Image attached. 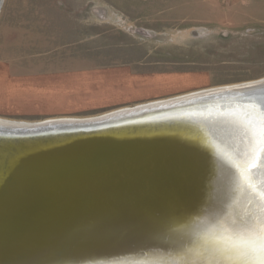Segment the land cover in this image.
Here are the masks:
<instances>
[{"label":"bare ground","instance_id":"1","mask_svg":"<svg viewBox=\"0 0 264 264\" xmlns=\"http://www.w3.org/2000/svg\"><path fill=\"white\" fill-rule=\"evenodd\" d=\"M235 88V86L223 88L219 86V88L195 91L165 100L141 103L138 106L120 109L123 114L104 119L93 116L94 118L68 117L50 118L39 122H20L0 118V199L5 198L7 192L22 194L24 185L28 187L30 183L29 179L40 178L39 174L42 171H51L50 178L54 180H63L70 176L76 178L81 172L83 179H98V182H103L106 179H103L102 174H97V170L93 172L86 169L96 166L105 167L104 165L117 166L120 172H109L115 181L103 182L97 185V188H90L101 194V197H108L109 199H106L111 203L105 207L98 206L99 208L89 210V216L77 213V216L82 217L63 223L61 228L97 222L100 220L99 216L93 212L95 209H101L95 211L103 215L101 219L111 221L110 216H112L115 222H123L124 228H130L129 225L139 230L146 229L149 234L158 236L169 233L175 239L174 243L184 241L188 244L190 241L192 244L194 238L202 235L206 238V250L233 245L235 251L247 255L245 264H251L248 258H251V255H259L260 226L264 223V175L262 176L264 167L260 170L259 177L253 175L249 169L254 162L259 164V155L264 152V126L261 125L264 123V102H262L264 90L252 96V93H243L231 98L224 95L219 97L206 95L217 90ZM256 101L258 107L256 104L253 105ZM206 105L216 107L207 109ZM235 107L238 110H234ZM150 111L155 112L149 113ZM199 111L214 114L201 116L198 114ZM146 113H149V116ZM148 118L151 119L140 124L136 122L137 119ZM252 120H255V127H261L259 131L249 125ZM130 128H136L138 131H123ZM145 130L150 132L146 134L151 136L147 137L148 140L144 139L142 144H136L137 160L130 166L131 171L126 170L130 163L128 156L115 153L124 147L133 152L134 149L130 144H123L121 147L117 145L114 148L109 146L110 143L103 146L108 149H100L95 145L100 140L108 141L109 138L103 136L119 138L130 135L124 137L130 138L135 136L133 134ZM79 136L84 137V140L74 139ZM58 139L68 143L63 144ZM14 140L25 142L14 145L15 148L27 146L12 153L13 145H9L8 142ZM73 141H80L79 146L82 143L84 145L80 147H77V144L72 145V149L74 147L78 149L71 152L69 147L62 146ZM48 143H52L48 148L41 146ZM50 146L53 149L48 150ZM163 152L165 154L168 152L170 155H165ZM92 159L96 166L92 165L93 162L91 164ZM143 163H148L150 167L148 171L140 169L143 168ZM170 166L171 169L166 170V167ZM22 167L28 168H23V171ZM247 169H249L248 181L254 196H251L252 204L249 208L255 209V213L252 221L246 223L244 228L241 226L232 228L233 224L227 225V217L232 216L237 219L239 215L237 211H232L234 202H240V208L246 207L248 203V199L245 204L242 203L241 199L244 195L240 193L243 187H238ZM221 174L226 176L224 180L220 179ZM9 177H14L18 184L10 183ZM110 183H113V186L104 187ZM86 187L89 189L88 186ZM75 191L76 193L68 194L71 199H66L67 203L77 205L83 201V196H88L87 193L90 192L85 191L84 187H74V191L70 192ZM59 197L60 200L65 199L63 196ZM21 214L27 216L23 212ZM60 218H55L52 222ZM15 221L16 213L9 216L0 212V246L7 245L3 235ZM120 227L121 225L117 228ZM97 231L107 233L105 228H98ZM250 239L259 240L249 248H243ZM231 250L226 249L216 255L218 258L222 257L223 262L220 264H232L233 258L229 255L234 251ZM207 253L210 256L216 254L213 251ZM211 258H208L209 261L212 260ZM158 259L163 258L159 257L156 260ZM168 261L179 263L171 259ZM238 261H243V257ZM106 262L114 263L113 261L104 263Z\"/></svg>","mask_w":264,"mask_h":264},{"label":"rangeland","instance_id":"2","mask_svg":"<svg viewBox=\"0 0 264 264\" xmlns=\"http://www.w3.org/2000/svg\"><path fill=\"white\" fill-rule=\"evenodd\" d=\"M0 58L18 72L114 66L107 85L124 92L78 114L0 116L20 122L236 87L264 78V0H4Z\"/></svg>","mask_w":264,"mask_h":264},{"label":"water","instance_id":"3","mask_svg":"<svg viewBox=\"0 0 264 264\" xmlns=\"http://www.w3.org/2000/svg\"><path fill=\"white\" fill-rule=\"evenodd\" d=\"M3 1L4 0H0V11ZM263 90L264 78L258 81H254L250 84L236 86L235 89H222L220 91L217 90L210 92L212 94L208 93L206 95L212 97H219L220 95H224L225 97L231 98L232 96H237L243 93H252V96L254 94H257V92L259 93ZM262 102H264V100ZM255 104L258 107V101H256V103H254L253 105ZM213 107L216 106L206 105L207 109H212ZM234 110H238V108L235 107ZM241 110H243V108ZM152 112L155 111H150L149 113ZM118 114L123 113H121L120 111L113 112L108 115L99 116L97 118L104 119L113 117ZM148 114L147 116H149ZM198 114H200L201 116H205L203 114L214 113L199 111ZM142 116L145 117L146 115ZM150 119L151 118L143 120L137 119L136 122H139L137 124H140L141 122L149 121ZM254 121L255 120L250 121L249 125L259 131L261 127H255ZM62 122L65 121L62 120ZM132 122H127V124H132ZM261 125L264 126V123H262ZM123 131L137 132L138 129L130 128L123 129ZM146 133H148L146 132V130L140 131L139 133L133 134L135 136L130 138H124L130 135L121 136L119 138H115L114 136H103V138H109L107 139L108 141L98 140L99 143L95 145H97L100 149H108L103 146L109 145L110 143L109 146L114 148L117 145L121 147L123 146V144H130L134 149V151L132 150L133 152H131V150H126L125 147L121 151L119 150L118 152H115L117 154L123 153L124 155L128 156V161L130 163L126 167V170H130V166H132L137 160L135 156L136 144H142L144 139H147L148 136H151L148 135L150 132L148 134ZM83 136L87 137L88 135ZM84 137L79 136L74 137V139L83 141ZM58 141L63 142V144L68 143L64 140L58 139ZM8 143L9 145H13V148L7 147L8 149H12V153H15L18 149L22 150L27 146H19L16 148L14 147V145L25 143L24 141L14 140L9 141ZM74 144H77V147L84 145L82 143L79 146L80 141H73L67 145L62 146H66V148L69 147V151L71 152L74 149H78L75 147L72 149V145ZM49 145H52V143L41 146L44 148H48ZM51 149L53 148L51 147L48 150ZM163 149L167 150L168 148ZM163 153L165 154V152ZM166 154L170 155L168 152H166ZM262 155H264V152L260 153L259 158H261ZM96 156L97 154H95L94 157ZM90 162L92 164L93 159ZM92 165L96 166L94 162ZM257 165L258 162H254V165H252L249 169H251L253 175H257L259 177L261 174L260 170L263 167H259ZM104 166L105 167H90L86 170H90L93 172L97 170L96 173L99 175L102 174L103 179H106V181L103 182L115 181V179L111 178L112 175L109 172H120L118 167L113 165ZM10 167L12 166L10 165ZM23 168L28 167H22L21 169L24 171ZM149 168L150 167L148 166V163H143V168L140 169H146V171H148ZM169 169H171V166L166 167V170ZM249 169L244 172V175L239 181L238 185V187H243V190L240 193V195H244L243 199H241L242 203L244 202L245 204V201H247V199L248 203L246 207L240 208V202H234L232 211H237L239 215L237 219L232 216L227 217V225H229L230 223L233 224L231 226L232 228H240V226L241 228H244L246 226V223L252 221L253 215L255 213V209L249 208L252 204L251 196L254 197L252 194V186L248 181ZM221 175L222 177H220V179L224 180L226 176H223V174ZM263 175L264 173L262 172V176ZM39 176L40 178L35 180L29 179L30 183L27 185L28 187L24 185L22 194L7 192L5 198L0 199V212L5 213L9 216L13 215V213H16V221L12 222L11 227L6 229V233L4 234L5 236L2 234L3 238L7 240V245L0 246V264H110L109 262L104 263L105 261H113V264H176L174 262L168 261V259L175 260V262L179 261V263L177 264H185L184 262L188 264H220V262H223L221 261L222 257L218 258L216 255L219 252L222 253V251H225L226 249H232L231 251H234L233 254L229 255V257L233 258L232 264L247 263V260L245 258L247 255H245V253L243 254L241 252L235 251L233 245L218 247L215 250H206V238H203L201 234L199 238H194L192 240V244L190 241H188V244H186L184 241L174 243L173 240L175 239H173V237L171 236V234L169 235V233L163 236H158L149 234L150 232H147L146 229L139 230L138 228L129 225L128 227L130 228H124V223H120L119 221L115 222L112 216H110L112 219L111 221L101 219L103 215L95 213V211L101 209H95V211L93 212L96 216H99L100 220L97 222H90L88 224L82 223L77 227L70 226L61 228L60 226L63 223L71 219H78L79 217H82L77 216V213H80L83 216H89V210L99 208L98 206L105 207L108 206L109 203H111L108 201V197H106L108 199L101 197V194H98V192L91 190L93 189V187L97 188L96 186L100 185L103 182H98V179H83V177H81V172L79 177L74 178L73 176H70L68 178H64L63 180L51 179V171H42ZM8 181L15 185L18 184L14 177H9ZM86 186H88L89 189H87ZM108 186H113V183H110L104 187ZM74 187H84L85 191H90L87 193L88 196H83V201L77 205L67 203L68 201H66V199H71L68 194L76 193V191L70 192L74 191ZM247 191L248 193L246 194ZM106 192L109 193L108 191ZM55 193H57V195H54ZM50 196L57 197V200L55 198H51ZM59 196H63L65 197V199L60 200L61 197ZM22 212L27 214V216H22ZM101 213H103V211H101ZM61 216H63V218H60ZM55 218L60 219L54 220V222H52V220ZM120 225L121 227L117 228ZM98 228H105L107 233L98 232ZM258 240L259 239L247 240L243 248H249V246H251L252 244H256ZM193 245H195V247H193ZM207 251H213L216 252V254H214V256H210L208 253L206 254ZM257 255H251V258H248V260H251V264L255 263ZM159 257H162L163 259L156 260ZM242 257L243 261L239 262V258ZM208 258H211L212 260L209 261Z\"/></svg>","mask_w":264,"mask_h":264},{"label":"crops","instance_id":"4","mask_svg":"<svg viewBox=\"0 0 264 264\" xmlns=\"http://www.w3.org/2000/svg\"><path fill=\"white\" fill-rule=\"evenodd\" d=\"M115 71L101 66L18 72L0 58V116L72 115L123 102L124 92L107 85L114 83Z\"/></svg>","mask_w":264,"mask_h":264},{"label":"snow or ice","instance_id":"5","mask_svg":"<svg viewBox=\"0 0 264 264\" xmlns=\"http://www.w3.org/2000/svg\"><path fill=\"white\" fill-rule=\"evenodd\" d=\"M264 99V98H262ZM259 167H264V155L261 156ZM260 247H259V256L258 259L255 261V264H264V223L260 226Z\"/></svg>","mask_w":264,"mask_h":264}]
</instances>
